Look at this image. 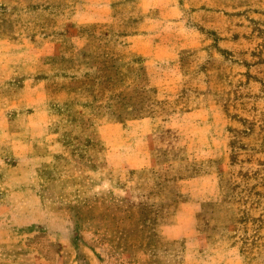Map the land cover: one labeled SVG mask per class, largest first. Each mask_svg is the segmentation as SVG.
<instances>
[{"label":"rangeland","instance_id":"rangeland-1","mask_svg":"<svg viewBox=\"0 0 264 264\" xmlns=\"http://www.w3.org/2000/svg\"><path fill=\"white\" fill-rule=\"evenodd\" d=\"M173 1L190 30L179 40L129 50L137 0H113V22L88 26L106 51L81 60L61 54L60 31L91 0H0V264H264V0ZM44 33L60 54L46 55ZM198 108L184 126L169 119ZM131 129L151 133L127 145ZM139 142L151 168L118 172ZM182 142L187 159L224 157L181 182ZM153 175L175 208L183 192L203 196L171 257H156L173 205L153 204L163 184L140 182Z\"/></svg>","mask_w":264,"mask_h":264},{"label":"crops","instance_id":"crops-1","mask_svg":"<svg viewBox=\"0 0 264 264\" xmlns=\"http://www.w3.org/2000/svg\"><path fill=\"white\" fill-rule=\"evenodd\" d=\"M91 2L92 4L90 8H92L93 12L89 10V6H79L78 9L74 11V15L71 16L69 21L70 25L67 27V29L60 31V34L62 35H60V37H62V39H67L69 42V48L64 52H61V54L72 55L75 58L82 60L83 57L86 56V51H106L104 44L106 35L103 36V34L101 33H92L88 30V26L91 23L101 26L107 24L110 25L113 22V19H115V17L113 16V0H91ZM6 3L7 2H5L4 5H6ZM60 6L62 7V4H60ZM127 6L129 7L130 12L133 8L132 3H127ZM134 6L135 10L139 13V17L141 18H137V21L133 22L130 32L128 31V33H124L121 37L122 39H126V47L131 51H136L138 55L140 54L139 51H142L140 44L146 40L165 39L169 37H174V39L179 40L181 38L179 35L180 30H185V32L187 33L190 32V30L188 31V29H184L183 27H181L185 21V19L183 20V17L181 16V14L185 11V8L178 2H174L173 0H137ZM75 8H77L76 5ZM132 18L133 17H131V19ZM19 22L23 23L24 21L20 20ZM169 31L173 33L172 36L166 35ZM22 36H24V34H22ZM41 37L43 38V48H45V46L50 47V50L47 51L46 55L60 54L56 52L57 49L55 48V41L53 39V36L44 33L43 35H41ZM74 41H76L75 45H73ZM175 48L176 51H179V45H177ZM149 58L152 60V57ZM158 65L162 66L163 64L158 63L156 59L153 67L150 66L146 69L148 70L157 67ZM174 102H176L175 99L169 101V103ZM207 105H209L206 106L209 109L214 108V105L212 103H208ZM201 112V108H198L193 111L177 113L169 119L177 118L180 124L184 126L182 120H187V118H191L195 114H201ZM146 122L147 119L143 118L137 121V124L138 126H141L143 124L145 125ZM137 133L133 132L132 129L128 133L126 132L128 136L126 140L129 141L127 145H131L132 142L135 141V138L131 139L133 135L135 137L138 136L144 140L146 138L148 139L151 130L139 132V134ZM139 143V146L133 148H124V151H127V153L130 154L125 157V163L123 164V166H121L123 168L117 170L118 172H128L129 170L145 171L151 168L149 146H147V144L144 146L141 144V142ZM187 150L188 149L185 147L184 142H182L181 145H179V152H183L185 156H183L181 153L182 159H179V161L174 163L179 167L187 170V172L181 177L183 178L181 182L191 181V168H195L197 167V165L202 163H206L207 165L209 163L214 167V161L224 157L222 156V154H219L217 156H214L212 159L198 158L190 160L187 159ZM169 163H173V161H170ZM213 170L215 169H209V171L207 172L213 173ZM144 180L152 185L163 184L164 186L160 189H156V191L149 196L151 200H154L155 203L153 204L164 205L163 208L166 209V211L173 205L172 208H170L173 216V222L171 223V225H165L160 229L159 237L161 239L162 245H160L161 247H158L156 250V257H171L173 255V252L170 254L169 249H165L168 248L169 243L172 242V240H176L178 238L181 240V238H183L185 235L192 232V229L195 226L194 215L199 209V201L203 198V196H196L191 191L183 192L180 195L181 198L183 197V201L181 202L179 207L177 206L175 208V203L172 202V200H174V196L168 190V188H166V185H168L169 183L166 177L161 175H153L147 178L143 177L140 182H144ZM129 184L132 185L133 182L130 181ZM128 191L129 192H126L125 194L131 196L133 194L132 191H130L129 189ZM197 236L198 237L195 236V238L191 240V244L195 248H201L203 247L202 244H204L205 242L203 239V234L199 233Z\"/></svg>","mask_w":264,"mask_h":264}]
</instances>
